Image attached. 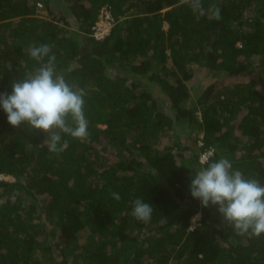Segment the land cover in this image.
Segmentation results:
<instances>
[{"label": "trees", "instance_id": "1", "mask_svg": "<svg viewBox=\"0 0 264 264\" xmlns=\"http://www.w3.org/2000/svg\"><path fill=\"white\" fill-rule=\"evenodd\" d=\"M40 44L86 90L89 139L50 153L0 109V264H264V235L189 192L202 155L264 185V0H0V93Z\"/></svg>", "mask_w": 264, "mask_h": 264}, {"label": "clouds", "instance_id": "2", "mask_svg": "<svg viewBox=\"0 0 264 264\" xmlns=\"http://www.w3.org/2000/svg\"><path fill=\"white\" fill-rule=\"evenodd\" d=\"M52 48L50 44L29 46L28 54L39 66L25 78L14 80L10 93H0V109L9 125L46 134L41 145L50 153H60L68 144L64 135L81 142L89 139L84 111L87 92L57 71ZM189 192L202 208L216 207L236 235H264V185L233 170L228 158L205 161L191 178ZM111 195L117 201L121 198L116 192ZM152 214L153 206L142 198L132 202L131 215L137 221L149 222Z\"/></svg>", "mask_w": 264, "mask_h": 264}, {"label": "built area", "instance_id": "3", "mask_svg": "<svg viewBox=\"0 0 264 264\" xmlns=\"http://www.w3.org/2000/svg\"><path fill=\"white\" fill-rule=\"evenodd\" d=\"M38 8L41 9V6L38 5ZM102 23L107 24L108 26L110 25V16L107 12H104L102 15V18L100 20ZM105 24H96V26L93 28L94 30V37L96 39H102L108 32L109 28L106 29L104 27ZM206 157L205 155H202L200 157V162L204 163L206 161Z\"/></svg>", "mask_w": 264, "mask_h": 264}, {"label": "rangeland", "instance_id": "4", "mask_svg": "<svg viewBox=\"0 0 264 264\" xmlns=\"http://www.w3.org/2000/svg\"><path fill=\"white\" fill-rule=\"evenodd\" d=\"M39 13H41L42 16H45V12H44L43 10H40ZM97 24H105V23H102L101 21H99V22H97ZM104 27H105L106 29L109 28V26H108L107 24H105ZM202 77H203V76H202ZM202 77H201V78H202ZM199 81L202 82V81H204V80L201 79V80H199ZM5 179H6V180L13 181L12 177H10V176L5 177ZM198 219H199V215L193 216V217L191 218L190 229H192L194 226L197 225L196 223L198 222Z\"/></svg>", "mask_w": 264, "mask_h": 264}]
</instances>
